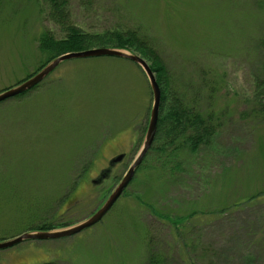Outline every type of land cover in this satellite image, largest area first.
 I'll list each match as a JSON object with an SVG mask.
<instances>
[{
    "label": "rangeland",
    "instance_id": "obj_1",
    "mask_svg": "<svg viewBox=\"0 0 264 264\" xmlns=\"http://www.w3.org/2000/svg\"><path fill=\"white\" fill-rule=\"evenodd\" d=\"M260 1L69 0L83 30L140 26L167 65V90L218 119L219 131L208 146L185 152L172 177L149 161L94 226L0 249V264H146L149 237L173 264H264L257 243L264 226L252 227L261 226L264 203L214 213L264 197V116L253 111ZM48 13L41 0H0V92L43 68V29L64 35ZM153 103L144 70L111 56L63 61L25 97L0 103V237L43 223L59 230L94 214L139 153ZM120 153L126 156L111 176L94 184Z\"/></svg>",
    "mask_w": 264,
    "mask_h": 264
},
{
    "label": "trees",
    "instance_id": "obj_2",
    "mask_svg": "<svg viewBox=\"0 0 264 264\" xmlns=\"http://www.w3.org/2000/svg\"><path fill=\"white\" fill-rule=\"evenodd\" d=\"M41 1L46 3L49 10V17L60 26L64 35L62 37H57L50 29L42 30L38 38V48L46 56V60L42 62L39 68L44 67L46 64L65 53L101 46L121 48L132 53H139L149 61L162 89V104L155 141L143 163L137 169V172L142 170V168H145L146 172L152 164L156 163L159 165L160 170L164 172L166 170L169 171L170 177H172L177 170H181L182 164H185L183 157L185 152H198L201 148L208 146L212 142L219 131L220 123L218 119L216 121L210 113L204 112L197 106L189 105L177 89L167 90V85L171 83L167 65L157 48L156 41L147 36L140 26H117L115 28L106 29L103 32L86 31L73 22L70 14L69 0ZM261 2L262 1L259 2V5L264 6ZM259 47L262 49H258L259 52H257L259 57L256 73L254 74L255 90L253 101L255 108L253 111L257 114H263L264 116V38H261V41L259 40ZM29 76H31V74ZM40 84L24 93L0 101V103L25 97L40 86ZM149 161H151V163ZM149 163L151 165H149ZM163 171L162 173H158L157 178H162L160 176L164 175ZM148 175L151 176L150 173H148ZM135 179L136 178H133L132 182ZM125 192L126 190L124 193ZM258 194L260 193L247 198L245 201H236L232 205H225L220 209L214 210V213L224 214L231 208L240 206V204L249 203L252 205L264 203V197ZM137 200L140 205H149L151 207V204L143 200L142 196H138ZM151 208H153V206ZM191 214L194 216L195 211ZM182 217L183 216H177L173 218L174 223L178 224L177 228L179 229L184 221ZM260 218L259 220L262 223L261 226L252 223V227H254L255 230L262 229L264 226V218L262 215ZM55 228L56 225L53 223H43L39 226H29L28 229L26 227L24 231H47ZM179 231L180 230H178V232ZM262 234L264 235V229L262 230ZM0 239L4 240L6 238L0 237ZM258 241L259 242H255L264 246L262 243L264 240ZM248 258L251 259L252 257ZM145 262L146 264H173L169 255L164 252L163 249H157L155 247L151 237L148 239Z\"/></svg>",
    "mask_w": 264,
    "mask_h": 264
},
{
    "label": "water",
    "instance_id": "obj_3",
    "mask_svg": "<svg viewBox=\"0 0 264 264\" xmlns=\"http://www.w3.org/2000/svg\"><path fill=\"white\" fill-rule=\"evenodd\" d=\"M101 56L120 57V58L132 60L136 62L144 70V72L147 74L149 78L150 85L153 91L154 103L151 111V116L147 128L146 136L139 153L135 157L133 163L127 170L126 174L123 176V178L118 183L116 188L107 198L105 203L90 217L75 225L59 230H47V231L34 230V231L23 232L14 238L0 241V249L12 247L24 240H47V239H60V238L68 237L71 235L78 234L83 230L88 229L94 226L95 224H97L98 222H100L104 218V216L112 209V207L115 205L118 199L123 195L127 187L130 185L137 172V169L143 163L145 157L147 156L148 152L153 146L158 131V124L160 119L161 104H162V89L157 80L155 72L152 70L150 66V63L141 55L137 53H132L126 49L101 46V47L89 48L82 51L65 53L55 58L48 64H46L40 71L36 72L34 75L30 76L23 82L0 92V101L14 97L20 93H24L27 90H30L36 85L40 84L63 61L70 59H77V58L101 57ZM125 156H126L125 153H120L115 157H113L109 161V166L100 172L99 176L93 180V183L97 185L102 183L105 179L109 178L111 176L113 168L118 163L122 162Z\"/></svg>",
    "mask_w": 264,
    "mask_h": 264
}]
</instances>
